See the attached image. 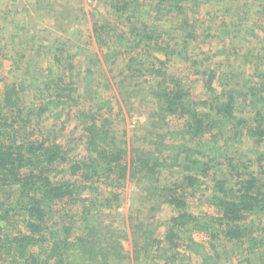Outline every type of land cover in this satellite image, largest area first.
Wrapping results in <instances>:
<instances>
[{"label": "trees", "instance_id": "16d2710c", "mask_svg": "<svg viewBox=\"0 0 264 264\" xmlns=\"http://www.w3.org/2000/svg\"><path fill=\"white\" fill-rule=\"evenodd\" d=\"M132 1L117 0V6H112L114 11L123 13L131 7ZM192 1L195 7L191 11L198 15L192 18V25H189L192 30H187L186 36L195 38L198 34L196 22L200 21L205 30L203 41L213 40V52L231 55L216 34L210 32L215 16L200 13L199 17L200 0ZM258 1V5H252L253 2L245 0V11L241 10L238 2H234L238 13H233L236 15L232 17L241 20L237 22L238 26L251 19L249 15L255 7L256 13L264 17V0ZM151 2L155 10L154 19L163 18L162 12L167 5L169 7L165 11L184 14L185 8L180 0ZM136 7L134 5L132 10ZM222 14L230 15V12H221L219 16ZM184 22L187 24L188 20L185 18ZM217 26L219 30L226 28L224 17ZM179 28H183L182 20ZM94 31L99 33L96 26ZM156 31L155 27L148 26L134 31L136 41H157L154 37ZM118 38L120 41L121 36ZM97 39L99 44H107L99 37ZM260 41L254 55L248 52L250 57L264 52L263 40ZM218 43L221 46H217ZM112 54L108 50L103 59L108 61ZM201 60L191 57L190 66L196 69ZM248 60L249 57L244 59L245 62ZM136 61V55H132L126 65L131 67ZM160 64L152 70L157 83L151 93L157 101L156 115H159L160 122L166 124V117L168 122H177L174 137L171 139L168 131H157L152 140L147 139L153 148L128 149L125 139H117L112 132L111 124L115 117L111 115V100L102 98L94 102L92 115L81 109L78 112L82 118L79 125H82L87 151L84 159L71 155V149L62 143L34 134L40 131L43 115L49 114L57 120L65 112L68 102L75 100L71 63L67 67V76L63 75L56 69L61 68V58L53 53L46 66L44 86L33 87L36 92L29 105L24 104L23 94L31 89L25 81L0 88L2 264H126L128 259L131 261L129 264H193L191 255L199 257L202 264H217L220 256L213 257L207 247L214 248L221 240L241 251L239 264H264V226L249 221L251 215L258 218L264 215V153L246 160L223 153L212 154L222 149L225 143H238L246 138L264 150V84H245V91H240L236 89L237 85L240 87L237 80L232 84L226 77L220 82V89H216L214 79L217 73L203 70L201 76L208 96L191 101L182 81L171 77L162 61ZM67 77L68 81H65ZM245 107L248 113H245ZM223 163L227 168L225 177L219 173ZM193 169L194 172L191 171ZM159 170L171 173L175 170V181L159 184ZM209 174L213 178L207 201L215 211L194 213L188 210L189 197L200 188L202 177ZM142 178L149 181V186L159 187L154 188L157 193L149 195L150 208L167 204L173 214L161 222L164 226L161 238L154 234V228L151 229L153 224L143 220L137 222L134 230L139 231L140 239L135 241L132 254L128 256L114 231L115 227L104 225L102 215L112 206L113 200H119L127 182H137ZM100 180L110 188L104 197H99L103 195L97 185ZM83 191L87 195L80 197ZM201 197L203 194L197 199ZM79 202L77 214L56 208ZM58 217L67 219V223L54 229L55 218ZM17 223H22V227ZM196 234L206 236L207 242L198 241Z\"/></svg>", "mask_w": 264, "mask_h": 264}, {"label": "rangeland", "instance_id": "374dc122", "mask_svg": "<svg viewBox=\"0 0 264 264\" xmlns=\"http://www.w3.org/2000/svg\"><path fill=\"white\" fill-rule=\"evenodd\" d=\"M116 1L0 0V88L6 84L25 81L31 88L23 94L24 104L29 105L36 92L33 87L44 86L46 66L52 60L53 53L61 58V68L56 69L63 75L67 76L69 63L73 67L71 73L75 103L69 101L65 112L57 120L49 114L43 115L39 124L40 131L33 132L37 137L62 143L64 147L71 149V155H76L79 159L86 158L83 129L82 125H79L82 118L78 116L80 115L78 112L81 109L87 115H92L94 102L108 98L112 104L111 115L115 117L111 124L112 132L117 139L119 137L125 139L128 149L153 148L147 139L152 140L157 131V133L168 131L172 139L177 130L175 128L177 122H168V117L164 121L166 124L160 122L159 115H156L157 101L151 93L157 83L152 70L161 65L160 61L164 63L165 70L171 77L182 81V86L188 91L191 101L203 100L208 96L201 76L203 70H214L217 73L214 79L216 85L213 83L216 89H220L219 84L226 77L231 79L229 83L233 82L232 84L236 83V79L240 85V87L237 85L236 89L240 91H245V84H264V52L256 55L258 57L248 55L250 51V54L254 55L261 39L264 43V17L256 13V7L252 9V15H249L251 19L244 20L239 26L237 22L241 20L232 17L236 15L233 13H238L234 2H238L241 10L245 11V0H200L201 4L198 6L199 14L215 16L211 22L214 27L210 32L216 34L217 39L224 43V49L231 52V55L213 52L215 49L212 46L213 40L203 41L205 30L200 21L196 22L198 34L195 38L190 39L186 36V31L192 30L189 26L192 25V18L198 15L191 11L195 7L192 0H180L185 8L184 14L165 11L169 7L167 5L162 12L163 18L159 20L154 19L152 0H133L132 5H129L131 7L123 13L114 11L112 5L117 6ZM248 2H253L252 5L259 3L258 0ZM134 5L137 7L132 10ZM224 11L230 12V15L219 16ZM221 17H224L226 25L223 30L222 28L219 30L217 26L221 23ZM185 18L188 20L187 24L184 22ZM181 20L182 29L179 28ZM95 26L100 34L94 31ZM146 26L158 30L156 35L160 34L154 36L157 37V41L154 39L149 42L142 39L136 41L134 31H140ZM97 37L107 44H99ZM217 46L221 45L218 43ZM108 50L114 54L106 61L103 54ZM234 53H237L235 58ZM132 55H136L137 61L128 67L126 63ZM193 56L202 58L196 69L190 66ZM246 57H249L250 61L245 62ZM65 81H68V77ZM69 109L70 112L67 114ZM244 110L245 113L249 111L246 107ZM144 137L145 140L142 141ZM220 150L213 151L212 154L223 153L233 155L239 160H246L264 153L261 145L253 143L248 138L239 140L238 143H225ZM159 171H161L158 175L159 184L175 181V170L173 173ZM226 171L223 163L219 173L225 177ZM212 178L211 174L202 177L200 188L189 197L188 210L194 213L215 211L207 201ZM101 181L97 183L99 192L103 194L99 197H104L110 188ZM148 183L145 178L137 182L132 180L127 182L119 200H113L112 206L104 210L102 215L104 225L115 227L114 231L128 256L132 254L135 241L140 239L139 231L134 230L137 222L143 220L145 223L153 224L154 227L151 229L154 228V234L161 238L164 233L161 222L173 214L167 204H160L156 209L150 208L152 202L149 195L157 193L154 188L159 187L149 186ZM202 194L204 197L197 199ZM85 195L87 192L83 191L80 197ZM79 206L80 202L56 208L73 215L79 212ZM55 221L57 222L53 225L54 229L67 223V219L59 217L55 218ZM249 221H255L257 225L263 227L264 215L260 218L251 215ZM17 225L22 227V223ZM197 239L207 242L204 235H199ZM207 250L213 257L220 256L217 264H239L241 251L227 241L221 240L214 248L209 246ZM192 259L193 264H202L199 257L195 256ZM125 263H131L130 259Z\"/></svg>", "mask_w": 264, "mask_h": 264}, {"label": "crops", "instance_id": "0c3cea01", "mask_svg": "<svg viewBox=\"0 0 264 264\" xmlns=\"http://www.w3.org/2000/svg\"><path fill=\"white\" fill-rule=\"evenodd\" d=\"M199 235H201V234H196L195 235V238L197 239V237L199 236ZM202 236V235H201ZM198 240V239H197ZM202 242V241H201ZM204 243V242H203ZM192 256V258H194L195 256H193V255H191Z\"/></svg>", "mask_w": 264, "mask_h": 264}]
</instances>
